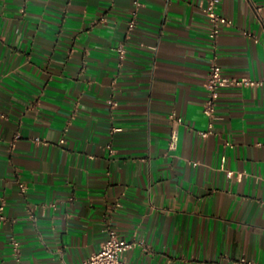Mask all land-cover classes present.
I'll return each mask as SVG.
<instances>
[{
    "label": "crops",
    "instance_id": "0c3cea01",
    "mask_svg": "<svg viewBox=\"0 0 264 264\" xmlns=\"http://www.w3.org/2000/svg\"><path fill=\"white\" fill-rule=\"evenodd\" d=\"M207 3L0 0V264H80L109 228L129 264H264V0H221L215 40ZM214 62L261 82L216 119Z\"/></svg>",
    "mask_w": 264,
    "mask_h": 264
},
{
    "label": "built area",
    "instance_id": "2783aa9c",
    "mask_svg": "<svg viewBox=\"0 0 264 264\" xmlns=\"http://www.w3.org/2000/svg\"><path fill=\"white\" fill-rule=\"evenodd\" d=\"M207 6L204 11L210 22V37L215 40L223 26H232L234 21L232 18L226 16L223 12L219 10V5L221 0H207ZM248 3L254 7L256 13L259 15L262 10V6L256 4V0H247ZM139 5V3H137ZM137 19L134 15L129 21V28L133 29L136 26ZM247 35L254 36L252 33L246 31ZM121 54H124L125 50L122 46L119 47ZM261 82L255 81L251 78H235L226 74L220 64L214 62L210 68L209 75L205 80V88L207 90V99L204 103V112L210 116L212 119H216L217 103L218 97L221 89L229 86H242V85H257ZM116 104V102H113ZM177 121H182V118L177 117L175 113L171 116ZM118 130V128H115ZM211 130L202 132L204 137L208 136ZM178 135L176 132L172 134L171 146L175 147L177 145ZM231 174V172H230ZM21 188L24 191L25 185L21 184ZM4 206L0 205V220H4L5 216L3 214ZM14 245L19 246V242L14 240ZM136 245L133 240H128L122 238L118 235L117 231L113 228L108 229V237L103 242L101 249L92 254L89 258L84 260L80 264H129L126 257V252L132 249ZM237 264H257L251 260L241 258L237 261Z\"/></svg>",
    "mask_w": 264,
    "mask_h": 264
}]
</instances>
